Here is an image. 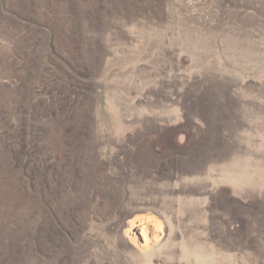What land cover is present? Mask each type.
I'll return each instance as SVG.
<instances>
[{
  "label": "bare ground",
  "instance_id": "6f19581e",
  "mask_svg": "<svg viewBox=\"0 0 264 264\" xmlns=\"http://www.w3.org/2000/svg\"><path fill=\"white\" fill-rule=\"evenodd\" d=\"M70 1L54 8L56 51L80 63L82 43V60L98 70L105 54L84 37L96 28L92 22L88 33L80 30L75 14L80 10L95 16L98 1L77 0L76 12ZM140 2L120 5L121 13L115 15L149 16L144 0ZM109 9L112 13L106 17L113 19L115 8ZM4 27L0 128L7 129L6 117L22 111L23 99L16 88L3 89V78H12L19 55H33V48L24 45L17 28ZM47 54L45 48L40 51L42 58ZM145 57L123 55L113 84L106 87L113 119L99 135H93L99 126L95 119L94 125L68 135L69 143L60 141L57 154L48 152L40 123L49 116V108L58 111L60 105L41 109L32 128L36 139L30 149L29 180L14 169L16 146L4 145L0 138V208L7 201L11 210L8 218L0 217V264H264V78L254 85L244 82L245 94L240 95L230 57L223 65L194 66L193 71L180 69L190 60L178 59V73L171 77L163 70L166 62L159 68L143 62ZM186 81L193 92L176 94L167 87ZM100 95L92 93L96 111ZM179 127H185L186 134L195 132L188 144L182 137L171 141ZM108 146L112 153L106 156ZM220 178L235 180L229 195H221ZM143 211L155 213L161 238L148 239L149 243L145 239L144 248L131 250L121 232L130 217L134 215V226L136 214ZM108 220H113L107 227L112 251L97 235L81 243L91 224ZM199 227L208 239L217 240L216 251L197 242Z\"/></svg>",
  "mask_w": 264,
  "mask_h": 264
},
{
  "label": "rangeland",
  "instance_id": "374dc122",
  "mask_svg": "<svg viewBox=\"0 0 264 264\" xmlns=\"http://www.w3.org/2000/svg\"><path fill=\"white\" fill-rule=\"evenodd\" d=\"M23 1L0 0V43L3 41V28L7 25L9 28H17L24 37V45L33 48V55H19L15 62L18 65L15 66L12 78H3V89L7 91L16 88L19 93L21 92L23 104L22 111L6 117L8 128H0V138L4 145L13 143L12 145L16 146L13 149L17 159L14 169L22 172L26 180H29L33 173L30 150L36 139L33 124L41 109L51 103H57L58 107L60 105L58 111L48 107L49 116L40 123L39 133L49 143L46 148L48 152L57 154L60 141L69 143L68 135H77L82 127L86 126L87 129V125H94L95 119L99 126L97 131H93V135H99L105 124L113 119V112L106 103V87L107 83L113 84L112 81L115 79L113 73L120 70L119 62L124 54L137 59L146 56L143 62L158 64L159 68L161 63L166 62L163 70H166V75L169 77L178 73L179 61L182 62L183 59L190 61L185 62L186 65L182 66L185 68L180 67V69L193 71L194 66H202L204 69L207 65L219 66L226 62V57H230L229 59H232L234 63L229 66L231 75L238 86L240 85V95L244 93V82L254 85L264 78V0H144L142 5L148 8L147 14L150 13V15L130 19L115 13L116 11L121 13L118 9L120 5H128L134 0H97L98 8L95 16L88 11L76 12L77 9L73 7L78 6L77 0H68L71 11L76 12L77 27L80 30H87L86 33H88L91 27L89 25L96 26L92 25L96 28V32L88 33L84 37L105 54L101 70L89 66L87 61L82 60V43L78 48L80 63L56 51L55 16L58 14L55 13L54 8L57 4L61 6L66 0ZM110 5L115 8L113 19L106 17L108 13H112L109 9ZM44 48L48 51L47 58L40 57V51ZM189 86L186 81V83H175V87H167L176 94L178 92L182 94L193 92L194 87ZM95 91L101 93L97 98L100 105L98 111L92 108V93ZM71 93H73L72 99L69 98ZM52 96H58V99L52 101L50 99ZM175 108L178 109L179 104ZM177 129L171 133V141L177 142V139L182 137L183 143L188 144L193 140L195 132H191L190 135L186 134L185 127ZM62 137L64 140L61 139ZM72 144L70 146L74 147V142ZM148 146L154 150L152 141ZM107 150L106 156H109L112 153V147L108 146ZM110 169L114 171V166L112 165ZM222 179L218 181L221 184L220 193L229 195L235 180ZM30 192H32L31 189ZM10 213L7 201H3L0 217L8 218ZM136 215L139 216L140 221L136 219V224L133 226L134 215L130 217L121 235L125 240L127 239L129 249L140 250L146 246L145 239L148 243L154 237L156 240L160 239L161 229L158 230L154 222L157 219L155 213L143 211ZM111 222L113 220L96 221L91 224L86 229L81 243L89 235H97L105 248L109 252L112 251L113 242L107 236V227ZM199 228L196 230L197 233L195 232L197 242L216 251L217 240L213 237L208 239L207 232Z\"/></svg>",
  "mask_w": 264,
  "mask_h": 264
}]
</instances>
